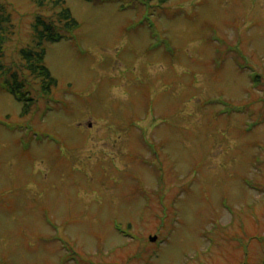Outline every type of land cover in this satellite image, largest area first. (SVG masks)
I'll list each match as a JSON object with an SVG mask.
<instances>
[{"label": "rangeland", "instance_id": "obj_1", "mask_svg": "<svg viewBox=\"0 0 264 264\" xmlns=\"http://www.w3.org/2000/svg\"><path fill=\"white\" fill-rule=\"evenodd\" d=\"M64 2L51 94L0 85V264H264V0ZM52 7L0 0L9 70Z\"/></svg>", "mask_w": 264, "mask_h": 264}, {"label": "trees", "instance_id": "obj_2", "mask_svg": "<svg viewBox=\"0 0 264 264\" xmlns=\"http://www.w3.org/2000/svg\"><path fill=\"white\" fill-rule=\"evenodd\" d=\"M94 1V0H85ZM157 0H144L146 3H152ZM163 2V0H159ZM39 7L46 6V0H37ZM52 9H58L59 12L54 17L38 16L34 27L36 44L33 48H26L20 51L24 66L22 73H17L12 69H8L2 64L4 49L6 42L5 34H0V85L1 89L9 92L15 100L23 106V114L29 113L31 107L37 102L32 96L34 85L39 82L40 92L43 96L51 94L56 81L53 79L49 69L45 65L46 43L60 42L74 33L79 28L78 22L72 17L69 8L64 0H51ZM159 2V3H160ZM4 18L0 15V29L5 31ZM255 84H259V78L253 77ZM40 97V96H39Z\"/></svg>", "mask_w": 264, "mask_h": 264}, {"label": "water", "instance_id": "obj_3", "mask_svg": "<svg viewBox=\"0 0 264 264\" xmlns=\"http://www.w3.org/2000/svg\"><path fill=\"white\" fill-rule=\"evenodd\" d=\"M155 241H156V238L151 239V242H155Z\"/></svg>", "mask_w": 264, "mask_h": 264}]
</instances>
